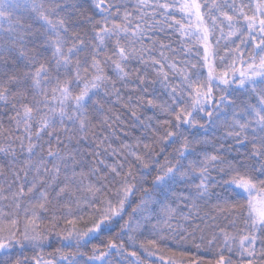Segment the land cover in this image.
Wrapping results in <instances>:
<instances>
[{"label": "snow or ice", "instance_id": "obj_1", "mask_svg": "<svg viewBox=\"0 0 264 264\" xmlns=\"http://www.w3.org/2000/svg\"><path fill=\"white\" fill-rule=\"evenodd\" d=\"M0 115V264H264V0H0Z\"/></svg>", "mask_w": 264, "mask_h": 264}, {"label": "rangeland", "instance_id": "obj_2", "mask_svg": "<svg viewBox=\"0 0 264 264\" xmlns=\"http://www.w3.org/2000/svg\"><path fill=\"white\" fill-rule=\"evenodd\" d=\"M0 120H3V121H5L2 125H0V143H2L3 142V135H2V133H3V130L4 129H10V128H12V125H10V124H8L6 121H7V117H3L2 115H0ZM56 246V245H55ZM46 251H51V250H47L46 249ZM211 257H208V256H206L205 257V259H210Z\"/></svg>", "mask_w": 264, "mask_h": 264}, {"label": "trees", "instance_id": "obj_3", "mask_svg": "<svg viewBox=\"0 0 264 264\" xmlns=\"http://www.w3.org/2000/svg\"><path fill=\"white\" fill-rule=\"evenodd\" d=\"M94 243H98V242H94ZM55 246V245H54ZM47 250H51V249H47Z\"/></svg>", "mask_w": 264, "mask_h": 264}]
</instances>
